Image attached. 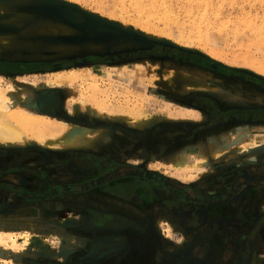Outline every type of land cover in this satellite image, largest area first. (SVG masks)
Here are the masks:
<instances>
[{"label": "rangeland", "instance_id": "374dc122", "mask_svg": "<svg viewBox=\"0 0 264 264\" xmlns=\"http://www.w3.org/2000/svg\"><path fill=\"white\" fill-rule=\"evenodd\" d=\"M49 1L77 8V23L41 11ZM140 1L0 0V66L47 68L0 74L1 85L17 86V106L61 117L70 123L71 131L90 133L86 144L78 147L49 149L35 141L0 145V165L31 163L59 179L77 181L87 176L56 169L65 166V153L111 151L118 162L186 186L184 191H171L168 205L185 200L181 210L191 212L156 218L151 225L156 231L154 242L139 256L146 261L131 263L130 258H119L128 257L127 248L102 250L106 246L95 243L92 226L88 231L84 225L83 203L89 197L96 200L92 198L96 190L65 196L67 204L56 209L23 205L0 214V231L34 232L38 243L23 250L0 248L1 258L7 256L15 264H235L237 257H247L251 250L249 264L264 263V232L259 231L264 175L255 173L258 168L245 169L264 165V121L227 118L214 123L211 113L194 103L204 96L217 103L221 112L231 105L264 107V73L243 61L249 58L264 64V0H166L168 6L164 0L151 8L147 0ZM213 51L218 55L212 56ZM68 70H90L94 77L71 85L46 84L55 73ZM94 80L105 93L100 98L107 100L109 111L79 102L81 92ZM48 102L53 103L54 113L44 111ZM199 152L207 160L200 169H174L178 160L196 159ZM54 157L59 165L50 162ZM10 176L15 180V175ZM239 177L244 178V186L238 185ZM238 186H243L245 197L227 198ZM200 194L224 198L199 201ZM243 227L245 232L239 233ZM237 232L244 236L242 245L235 243ZM126 233L119 236L122 241L129 235L132 240L143 237L137 230ZM212 235L217 245L205 252V245L198 243ZM189 236L199 248L184 246ZM252 238L253 248L248 246Z\"/></svg>", "mask_w": 264, "mask_h": 264}, {"label": "flooded vegetation", "instance_id": "af4514ba", "mask_svg": "<svg viewBox=\"0 0 264 264\" xmlns=\"http://www.w3.org/2000/svg\"><path fill=\"white\" fill-rule=\"evenodd\" d=\"M42 69L47 68L43 66L31 67L30 65L25 68L0 66V74L35 73ZM257 86L261 87L260 84H257ZM194 103L211 113L214 123L225 121L227 118L243 121H264V107L261 108L260 105H252L244 108H237L236 105H231L224 113L218 109L217 103L210 101V99L206 100L204 96H199ZM43 109L44 111L54 113L53 103L44 105ZM4 153L6 154V152ZM35 154L37 155L39 153L37 152ZM113 154L111 151L103 153H65V166L63 167L61 165L56 169L66 171V173L71 171L80 173L84 177L87 176L77 181L59 179L58 176L49 173L45 167L31 163H23V165L14 163L0 165V192H2L0 193L2 194V197H0V214L9 212L14 208H20L23 205L28 207V204L31 207L42 208L44 206L47 209H56L67 204L66 199H63L65 196L80 195L96 190L97 196L92 197L96 198V200L92 199L91 201L89 197L85 200L82 207L84 225L88 227V231L92 226V231L96 234L95 240L97 242L95 243L99 246H106L102 249L105 251L116 247L127 248L129 250L128 257L124 259L125 257H122L121 254L119 255L120 261H125L128 258H130L129 261L131 263L133 260L146 261L145 257L141 259L139 256L142 255L141 253L149 251L151 242H154L153 237L156 235V231L151 225H153L156 218L160 215L179 217L191 212L181 210L185 200H178L179 204L175 207L168 205V199L170 200L174 195L171 193L172 190L180 189L184 191L187 187L139 166L118 162ZM49 157H52V154H49ZM50 162L57 163L58 160L54 157L53 159L51 158ZM57 165L59 164L57 163ZM257 168L258 170L255 173L264 175V165L245 169L251 171ZM10 175H15V180L10 179ZM243 181L244 178L239 177L238 185H243ZM242 187L238 189V186L235 191L227 193V198H232L233 200L237 198L240 200L245 197V190ZM12 195L14 196L12 197ZM200 195L202 198H198L199 201H208V198L211 197L205 194ZM219 197L224 198V196L220 195L211 198L218 201ZM189 199L193 200V197ZM263 228L264 217L261 218V233L264 232ZM135 230L143 236L141 240L138 237L132 240L134 238L133 236H131V239L127 238L130 235L126 236V239L124 237L123 241L120 239L119 236L122 233L127 234V231ZM242 230L243 232L240 231L239 233H244L246 229L243 227ZM239 233V236L235 238V243L242 245L244 236ZM88 235L90 236L89 233ZM212 237H215V235H212L208 241H203L204 243H200L201 241L198 243L199 245H205V249L207 248L205 252L212 250L217 245V239ZM191 242L186 246L191 248V246L197 243L194 239ZM254 242L255 238L249 239L248 246H252L253 248L254 245L252 244ZM199 245H195V248H199ZM195 251L197 249L193 250V252L199 255ZM250 258L248 256L244 258L237 257L235 264H247V261L252 262ZM192 259L196 260L195 258ZM153 262L154 260L149 263Z\"/></svg>", "mask_w": 264, "mask_h": 264}, {"label": "bare ground", "instance_id": "6f19581e", "mask_svg": "<svg viewBox=\"0 0 264 264\" xmlns=\"http://www.w3.org/2000/svg\"><path fill=\"white\" fill-rule=\"evenodd\" d=\"M164 0H147V6L149 8L152 7L156 2ZM142 0L140 1V4ZM166 3V0L165 2ZM207 3V0H206ZM137 5V4H136ZM168 6V4L166 3ZM108 6V5H107ZM133 6V5H132ZM55 8V7H54ZM54 8L52 10H54ZM136 8V6H135ZM139 8V7H138ZM137 9V8H136ZM153 9V8H152ZM158 9V8H157ZM144 10V9H143ZM137 11V10H136ZM66 14H68L67 10H65ZM174 14V13H173ZM152 16V15H151ZM150 16V17H151ZM173 17V15H172ZM171 17V19H172ZM177 21V20H176ZM141 23V22H140ZM164 23V21H163ZM178 23V21H177ZM142 24V23H141ZM178 26V25H177ZM179 28V26H178ZM150 29V27H149ZM180 29V28H179ZM178 31V30H177ZM175 32V31H174ZM212 56L218 55V52L213 51L211 52ZM125 55V53H124ZM132 60V59H131ZM243 61L250 66L255 67V69L264 73V64L251 60L249 58H244ZM133 62V61H130ZM131 64V63H130ZM128 65V64H127ZM76 68V67H75ZM73 68V69H75ZM54 71V70H53ZM125 74V73H124ZM184 74V73H183ZM94 75L90 70L86 72H81L78 70H68L65 72L55 73L54 77L49 79L46 84L49 85H61V84H73L76 83L77 80H86L88 78L93 79ZM3 80V79H2ZM199 80V79H198ZM32 82V81H31ZM9 83V82H8ZM6 83V85L8 84ZM12 83V82H11ZM15 83V82H14ZM34 85V83H33ZM22 86V85H21ZM64 86V85H63ZM196 86V85H195ZM194 86V88H195ZM20 87V86H19ZM23 87V86H22ZM52 87V86H51ZM57 87V86H56ZM60 87V86H59ZM17 86L13 84H8L7 87H3L1 85V76H0V145L4 146H23L29 145L31 142H38L43 145V147L49 149H62L64 147H75L81 146L86 144L87 138L90 135H87V130H82L80 133L71 131L68 127L70 123H68L65 119L56 116H49L45 114H40L38 112L29 110L24 107L17 106V102L15 100L14 91H16ZM24 89V88H22ZM29 90V89H28ZM19 93H16V95ZM105 94L104 91L100 89L99 84L94 80L92 83L88 85V87L83 90L80 94L79 102L81 104H89L95 106V108L99 111H109V104L105 98H100V95ZM232 94V93H230ZM17 95V96H18ZM105 96V95H104ZM23 97V96H20ZM25 97V96H24ZM20 100V99H18ZM48 101V100H47ZM49 104V102H48ZM51 104V102H50ZM87 106V107H88ZM186 107V106H185ZM46 108V107H45ZM114 109V108H113ZM53 110V109H52ZM115 110V109H114ZM123 109H118L121 111ZM188 114V113H187ZM197 114V113H196ZM218 114V113H217ZM135 117V116H134ZM132 117V119H135ZM193 117V116H191ZM137 119V118H136ZM199 119V118H198ZM248 127V126H247ZM90 134V133H88ZM96 138V137H95ZM93 139V138H92ZM228 139V138H227ZM257 139V138H255ZM233 142V141H232ZM32 144V143H31ZM239 144V143H238ZM256 145V142L254 143ZM254 144L252 146H254ZM236 145V144H235ZM210 147V145H209ZM239 147V146H238ZM251 147V145H250ZM258 147V146H257ZM244 148L243 146L240 148ZM246 148V147H245ZM244 148V149H245ZM248 148V147H247ZM256 148V147H255ZM203 149V148H202ZM13 150V149H12ZM20 150V149H19ZM188 150V149H187ZM243 150V149H242ZM202 151V150H201ZM237 151V150H236ZM183 152V151H182ZM191 152V151H190ZM197 152V151H196ZM240 152V151H238ZM184 153V152H183ZM209 153V152H208ZM219 153L216 150L215 154ZM192 154V153H190ZM208 155V154H207ZM211 155V154H210ZM213 155V154H212ZM194 157V156H193ZM208 157V156H207ZM206 156L199 152L196 159H182L178 160V162L173 165L175 166L174 169H180L185 171L187 169L196 168L200 169L203 165V161L205 160ZM209 168V167H208ZM137 169V168H136ZM191 176V175H190ZM11 177V176H10ZM185 179V178H184ZM18 182V181H17ZM165 191V189H163ZM167 192V191H165ZM158 193V192H156ZM164 193V192H163ZM168 194V193H167ZM165 196V195H164ZM175 205V204H174ZM175 207V206H174ZM214 208V206H213ZM174 209V208H173ZM211 211V210H210ZM217 211V210H216ZM219 211V210H218ZM217 211V212H218ZM213 213V212H212ZM222 214V213H221ZM213 215V214H212ZM188 216V215H187ZM55 217V216H54ZM63 217V216H62ZM186 217V215H185ZM211 217V216H210ZM18 218V217H17ZM21 218V217H20ZM60 218V217H59ZM197 218V217H196ZM51 219V218H50ZM68 219V218H67ZM75 219V218H74ZM26 220V219H25ZM44 220V219H40ZM1 221V220H0ZM4 221V220H3ZM24 221V219H23ZM21 222V221H20ZM27 222V221H26ZM29 222V220H28ZM54 222V221H53ZM57 222V221H56ZM25 223V222H24ZM51 223V221H50ZM53 224V223H52ZM64 224V223H63ZM67 224V223H66ZM158 224V223H157ZM197 224V223H196ZM28 225V224H27ZM59 225V224H58ZM188 225V224H187ZM34 226V225H33ZM53 226V225H52ZM27 227V226H26ZM3 228V227H2ZM48 228V227H47ZM260 228V227H259ZM28 229V228H26ZM25 229V230H26ZM31 229V228H30ZM40 229V228H39ZM45 229V228H44ZM8 230V229H7ZM13 230V229H12ZM36 230V228H35ZM15 231V230H14ZM28 231V230H27ZM34 231V230H33ZM44 230H42L43 232ZM235 231V230H234ZM233 231V232H234ZM261 231V230H259ZM169 232V231H168ZM226 232V231H225ZM51 233V232H50ZM169 234V233H168ZM52 235V234H51ZM63 235V234H62ZM61 235V236H62ZM253 235V234H252ZM77 236V235H76ZM254 236V235H253ZM37 235L34 232H27V233H19L16 234L11 231H0V248L3 250H12L15 251L17 248L20 247L26 248L31 245L32 242H36ZM236 237V235H235ZM42 241H45V237H40ZM72 238V237H71ZM73 239H75L73 237ZM40 240V241H41ZM50 240V239H49ZM81 240V239H80ZM243 240V239H242ZM39 241V242H40ZM191 242V236L186 237L184 246ZM38 243V241H37ZM54 243V242H53ZM36 245V244H35ZM55 245V244H54ZM254 245V244H252ZM259 245V244H258ZM35 247V246H34ZM39 247V246H38ZM187 247V246H186ZM247 247V246H246ZM252 247V246H251ZM189 248V247H188ZM264 248V247H263ZM179 249V248H178ZM177 249V250H178ZM242 249V248H241ZM50 250V249H49ZM69 250V249H68ZM59 251V250H58ZM170 251V250H169ZM255 251V248H254ZM1 252V251H0ZM10 252V251H9ZM21 252V251H20ZM158 252V251H157ZM230 252V251H229ZM228 252V254H229ZM26 253V252H25ZM52 253V252H51ZM57 253V252H56ZM168 253V252H167ZM171 253V252H170ZM253 253V252H252ZM179 254V253H178ZM227 254V253H226ZM234 254V253H233ZM2 255V254H0ZM138 255V254H137ZM3 256V255H2ZM158 256V255H157ZM227 256V255H226ZM1 258V257H0ZM20 258V257H19ZM244 258V257H243ZM253 258V256H252ZM3 264H15L16 261H11L7 256L1 258ZM160 260V259H159ZM231 260V258H230ZM248 260V258H247ZM19 261V260H18ZM232 261V260H231ZM238 261V260H237ZM241 261V260H240ZM254 261V260H253ZM144 262V261H143ZM159 262V261H158ZM17 263V261H16ZM22 262H20L21 264ZM249 264V262H246ZM263 263V262H262ZM158 264V263H157ZM164 264V263H163ZM255 264V263H254ZM258 264V263H257Z\"/></svg>", "mask_w": 264, "mask_h": 264}, {"label": "water", "instance_id": "95a60500", "mask_svg": "<svg viewBox=\"0 0 264 264\" xmlns=\"http://www.w3.org/2000/svg\"><path fill=\"white\" fill-rule=\"evenodd\" d=\"M54 6H55L54 10H52ZM40 10L47 12L49 13V15L59 18L61 20H65V21L72 22V23H77L76 22V18H77L76 10L78 9L75 8L74 6L65 5L57 1H51V2L49 1L48 4L43 5ZM65 10H67L68 14H66ZM248 253L251 255V250H249ZM250 255L248 257H250Z\"/></svg>", "mask_w": 264, "mask_h": 264}]
</instances>
